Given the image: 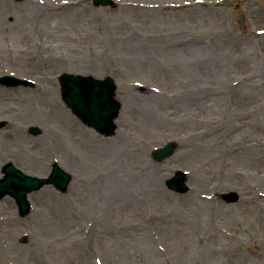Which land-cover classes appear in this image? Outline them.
Here are the masks:
<instances>
[{
    "label": "rangeland",
    "instance_id": "obj_1",
    "mask_svg": "<svg viewBox=\"0 0 264 264\" xmlns=\"http://www.w3.org/2000/svg\"><path fill=\"white\" fill-rule=\"evenodd\" d=\"M34 1H0V76L36 83L0 84V177L12 161L71 178L24 215L0 197V264H264V199L247 206L264 191V0ZM64 72L115 78L113 132L68 107Z\"/></svg>",
    "mask_w": 264,
    "mask_h": 264
},
{
    "label": "water",
    "instance_id": "obj_2",
    "mask_svg": "<svg viewBox=\"0 0 264 264\" xmlns=\"http://www.w3.org/2000/svg\"><path fill=\"white\" fill-rule=\"evenodd\" d=\"M105 3L106 0H99ZM64 84V99L73 111L87 124L95 127L104 134H110L116 128L114 118L120 111L121 104L115 99L116 85L111 77L98 79L93 76L79 74H64L62 77ZM8 85H18L25 81L10 78L4 81ZM28 82V81H27ZM30 83V82H28ZM33 132L38 129L32 128ZM176 148L174 143L157 149L154 154L158 160L171 155ZM5 177L0 179V196L10 193L19 204L21 215L29 211L27 193L34 189H39L46 183L53 182L58 188L65 190L71 175L62 170L58 165L54 166L49 178L41 179L24 174L12 163L4 167ZM171 188L178 190L186 189L184 176L178 174L168 180ZM233 198L232 200H235Z\"/></svg>",
    "mask_w": 264,
    "mask_h": 264
},
{
    "label": "bare ground",
    "instance_id": "obj_3",
    "mask_svg": "<svg viewBox=\"0 0 264 264\" xmlns=\"http://www.w3.org/2000/svg\"><path fill=\"white\" fill-rule=\"evenodd\" d=\"M0 1H2V0H0ZM43 1L44 0H35L34 2L37 3V5H33L32 6V11H36L37 9H40L39 6L43 7ZM6 14H7L6 17L9 19L11 17L12 13L11 12H7ZM257 195L259 197H262V199H264V191L263 190L258 191V193H252L250 195V202L247 205L249 208L253 209V208H255V205L258 204L257 201H256L257 200L256 198H259V197ZM254 203H257V204H254ZM48 206H49V204H48ZM230 236L235 237V234L230 233Z\"/></svg>",
    "mask_w": 264,
    "mask_h": 264
}]
</instances>
